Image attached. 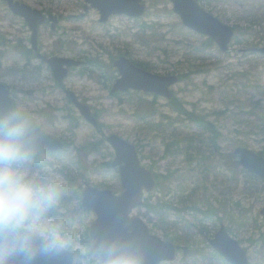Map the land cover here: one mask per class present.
I'll return each mask as SVG.
<instances>
[{"label": "rangeland", "instance_id": "374dc122", "mask_svg": "<svg viewBox=\"0 0 264 264\" xmlns=\"http://www.w3.org/2000/svg\"><path fill=\"white\" fill-rule=\"evenodd\" d=\"M20 1L62 15L56 34L43 29L42 46L47 52L63 50L58 55L86 62L70 68L65 86L86 100L95 113L100 110L98 117L103 124V130L98 131L81 117L46 64L36 58L27 63L16 52L12 46L20 38L26 41L22 50L31 44V32L0 0V32L10 42L0 46V82L8 85L15 100L34 107L44 118L49 134L67 142V147L56 154L68 165L69 175L78 181L87 177L68 201L66 216L71 220L74 215L84 216L89 223L96 219L94 212L81 206L83 190L89 185L122 192L118 169L106 165L115 157L106 138L116 134L137 149L143 145L138 151L146 167L152 166L161 174L173 172L162 187L146 193L143 205L131 213L164 240L169 235L184 248H197L193 253L183 250L175 261L161 264H228L210 244L221 224L231 227V236L247 249L250 264H264V217L260 213L264 180L245 171L234 154L237 146L264 150V56L249 50L264 46V0L199 1L208 12L235 28L236 39L228 52L216 44L202 46L207 37L186 28L169 0H142L148 6L143 17L119 15L106 23L99 21L100 13L93 8L84 18L77 17L85 0ZM121 55L135 63L144 62L156 74H187L172 87L174 95L188 113L204 114L216 125L217 145L212 143V132L192 123V115L174 111L167 98L133 90L112 94V85L120 75L114 60ZM21 67L31 71L29 77L12 74ZM138 102L157 108L151 119L160 122V133L148 131L136 120L131 105ZM66 115L77 118L75 127ZM181 135L189 137L176 139ZM167 141L182 148L190 145L192 162L184 153H168ZM91 142L96 143L94 150H89ZM210 204L217 213L206 216ZM242 208L248 209V220L246 226L239 227L231 214H238Z\"/></svg>", "mask_w": 264, "mask_h": 264}, {"label": "clouds", "instance_id": "9594fccd", "mask_svg": "<svg viewBox=\"0 0 264 264\" xmlns=\"http://www.w3.org/2000/svg\"><path fill=\"white\" fill-rule=\"evenodd\" d=\"M52 139L31 105L10 98L0 109V264H159L145 233L69 222L68 201L87 177L69 175Z\"/></svg>", "mask_w": 264, "mask_h": 264}, {"label": "water", "instance_id": "95a60500", "mask_svg": "<svg viewBox=\"0 0 264 264\" xmlns=\"http://www.w3.org/2000/svg\"><path fill=\"white\" fill-rule=\"evenodd\" d=\"M7 1L10 9L16 14L25 18L29 28L32 30V44L38 50V28L47 20L46 14L39 9H34L26 3L15 0ZM174 3V10L178 13L185 26L198 33L210 37L217 43L221 50L227 51L229 44L234 37L233 29L224 24L216 16L206 11L200 6L199 0H171ZM85 12L79 17H84L90 9V5L101 12V22L115 14H127L132 17H140L146 11V5L141 0H86ZM48 19L53 21L52 28L59 22V17L50 14ZM252 52L264 54L263 47H255ZM38 58L47 62L53 70V75L57 83L62 85L69 73V67L80 66L83 61L64 57H47L38 52ZM121 77L117 79L112 88V92L135 89L161 95L166 98L174 96L170 89L178 82L177 75H158L151 73L135 65L127 57H120L114 62ZM0 94H3L6 103L10 102V90L7 85L0 83ZM66 96L81 112L88 122L100 129L97 117L92 113L89 105L81 102L74 91L66 90ZM12 99V98H11ZM50 142L55 151L64 148V143L53 135ZM108 142L116 151V158L113 166H119L120 177L124 191L120 195H115L109 190H100L89 186L83 194V206L86 209L94 210L98 217L95 221L98 229L119 227L130 228L134 231L145 233L150 244L153 246L159 263L167 260H174L177 256L178 248L172 242H166L160 237L152 234L146 223L140 218L130 219L131 210L142 204L144 190L153 191L157 186L155 174L141 164L138 153L134 145L130 144L120 136L113 134L107 138ZM235 153L240 155V161L245 169L264 178V157L246 147L239 146ZM264 215V208L261 210ZM150 234V235H147ZM211 244L232 264H249L247 251L241 244L231 237L222 225L216 233Z\"/></svg>", "mask_w": 264, "mask_h": 264}, {"label": "trees", "instance_id": "16d2710c", "mask_svg": "<svg viewBox=\"0 0 264 264\" xmlns=\"http://www.w3.org/2000/svg\"><path fill=\"white\" fill-rule=\"evenodd\" d=\"M249 29H245V32H248ZM141 41H143L141 39ZM7 42L6 37L4 36V34H2L0 32V46L4 45ZM214 43L210 40V39H205V41H203L202 46H204L205 48L208 47V45H213ZM192 50V49H191ZM194 51L199 52V50L197 48H194ZM138 64L144 68H147V65L144 62H138ZM185 73H180L181 79L183 80V78L185 77ZM170 104L173 106V110L178 112L180 115L183 114L184 112L188 113L187 110L185 109V104L178 98L175 97L172 101H170ZM132 108L135 110V114L134 117L136 118V120L138 122H142L145 124V127L148 131L153 132V131H157V132H161L162 128L160 127V122L154 121L151 118L154 117L156 115L157 108L153 105V104H143L142 102H138L135 105H131ZM98 110V114H99ZM190 115H192L191 118H189V120L192 123H198L200 125H202L205 129L209 130L210 132H212L213 136L211 137L212 139V143L217 145V136L219 135V131L216 127V125L209 121L206 118V115L204 114H200V113H188ZM73 123V120L71 121ZM160 124V125H159ZM103 126V124H102ZM189 136H176V139H181V138H187ZM96 146V143L92 142L89 146V150H94ZM166 146H167V152L173 155L180 153H184L186 156V160L188 162H192L193 160V152H192V148L190 147V145L185 146L184 148H182L179 145H175L174 142H166ZM143 148V145L140 143L138 145V149L141 150ZM262 154H264V150L261 151ZM198 154H201L200 151H198ZM106 165H110V163H107ZM173 175V172H170L168 174H157L158 176V180H159V186L162 187L164 185V181L168 180L171 176ZM159 204V203H158ZM148 205V204H147ZM164 206V205H162ZM167 206V204H166ZM179 211H181V209L179 208H175ZM216 213V211L214 210V207L211 205L209 212L207 214H213ZM232 220L235 224H237L239 227L242 226H246L247 225V220H248V209H241L240 212L238 214H233L232 215ZM257 226V224H255Z\"/></svg>", "mask_w": 264, "mask_h": 264}, {"label": "flooded vegetation", "instance_id": "af4514ba", "mask_svg": "<svg viewBox=\"0 0 264 264\" xmlns=\"http://www.w3.org/2000/svg\"><path fill=\"white\" fill-rule=\"evenodd\" d=\"M45 13L49 14V12H46V11H45ZM17 18L23 20V22H24L25 25H26V22H25V20H24L22 17L17 16ZM26 26H27V25H26ZM45 28H48V29H49L48 32H49L50 34H56V32L59 30V29L53 30V29L51 28V22H46L44 25L40 26V28H39V49H40V51H42L43 53L48 54V55H56V54H58L59 52H62L63 50H61V51H54L55 54H53L52 52H47V51L44 50V48H43V46H42V35H43V29H45ZM30 32H31V31H30ZM25 42H26V41H25ZM25 42H24V39H23V38H20L19 40L16 41V46H17L16 52H18L19 54H21V56H23V55H25V56H30V57H31V60H34V58L37 57V54H36V52L32 49V45H31V44H30V45L28 44L27 48H26L25 50H22L23 43H25ZM24 47H25V46H24ZM62 49H63V48H62ZM22 53H23V54H22ZM40 62H42V61H40Z\"/></svg>", "mask_w": 264, "mask_h": 264}, {"label": "snow or ice", "instance_id": "6c2138e0", "mask_svg": "<svg viewBox=\"0 0 264 264\" xmlns=\"http://www.w3.org/2000/svg\"><path fill=\"white\" fill-rule=\"evenodd\" d=\"M6 100L3 94H0V109L4 108L6 106ZM119 227L118 225H115L113 228Z\"/></svg>", "mask_w": 264, "mask_h": 264}]
</instances>
